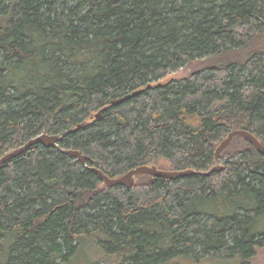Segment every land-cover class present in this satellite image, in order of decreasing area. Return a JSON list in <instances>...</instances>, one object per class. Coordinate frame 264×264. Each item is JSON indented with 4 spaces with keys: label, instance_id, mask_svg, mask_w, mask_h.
I'll return each instance as SVG.
<instances>
[{
    "label": "trees",
    "instance_id": "16d2710c",
    "mask_svg": "<svg viewBox=\"0 0 264 264\" xmlns=\"http://www.w3.org/2000/svg\"><path fill=\"white\" fill-rule=\"evenodd\" d=\"M0 0V264H249L264 249V0ZM189 67L183 81L159 82ZM134 92L138 94L132 95ZM129 96L128 99H124ZM109 178L107 187L65 151ZM82 263V261H80Z\"/></svg>",
    "mask_w": 264,
    "mask_h": 264
},
{
    "label": "water",
    "instance_id": "95a60500",
    "mask_svg": "<svg viewBox=\"0 0 264 264\" xmlns=\"http://www.w3.org/2000/svg\"><path fill=\"white\" fill-rule=\"evenodd\" d=\"M135 94H138V92H134L132 95H135ZM128 98H129V96H126L124 99H128ZM235 137L244 138L261 155L264 156V147L257 141V139L254 136H252L248 132L241 131V130L231 131L227 135V137L215 149L213 168L210 171L201 174L202 176H209L212 173H217V172L222 170L223 167L218 164V159H219L222 151H224L228 147V145L230 144L232 139ZM57 143H58V138L56 135L41 134L37 137L30 139L27 143H25L21 147L14 149L11 152L2 156L0 158V167L3 164H5L6 162H8L9 160L19 156L20 154H22L23 152H25L30 147H32L36 144H40L45 148H52V147L55 148V147H57ZM65 153L69 157L77 160L81 165H85L86 162L89 161L90 164L92 165L90 170L93 173H95L97 175V177L109 188L118 187V186L130 188L134 183L133 177L135 175H138V174H145V175L152 176L154 178L169 179V180H175L178 178H183V177L195 175V172L192 170H185V171H179V172L178 171H160V170L156 169L154 166H151V167L143 166V167H137L135 169H132L121 177L109 178L104 173H102L100 170L96 169L93 166L94 162L91 161L86 156L82 155L80 152L74 151V150H67V151H65Z\"/></svg>",
    "mask_w": 264,
    "mask_h": 264
},
{
    "label": "rangeland",
    "instance_id": "374dc122",
    "mask_svg": "<svg viewBox=\"0 0 264 264\" xmlns=\"http://www.w3.org/2000/svg\"><path fill=\"white\" fill-rule=\"evenodd\" d=\"M2 2L4 5H8V2L6 0H2ZM189 71H190L189 67L180 68L178 70L173 71L171 74H168L167 76H165L164 79H161L159 82L168 83L170 81H183L186 78V76L189 74ZM219 165L222 166V164L220 163ZM259 224L260 227H263L264 220H261ZM91 253H92L91 250L89 252L86 250L85 253L76 257L75 259L76 261H71L69 264H93L94 262L92 263L88 262L94 259ZM80 261H82V263H80ZM165 264H224V263L218 260L213 261L212 259H192L191 256H180L178 258L170 260ZM249 264H264V249L256 248L254 257Z\"/></svg>",
    "mask_w": 264,
    "mask_h": 264
}]
</instances>
